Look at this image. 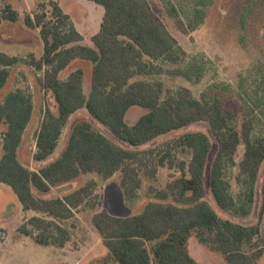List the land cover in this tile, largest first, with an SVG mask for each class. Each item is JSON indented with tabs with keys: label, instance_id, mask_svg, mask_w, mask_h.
Here are the masks:
<instances>
[{
	"label": "trees",
	"instance_id": "1",
	"mask_svg": "<svg viewBox=\"0 0 264 264\" xmlns=\"http://www.w3.org/2000/svg\"><path fill=\"white\" fill-rule=\"evenodd\" d=\"M89 1L104 8L100 30L92 37L93 47L81 44L83 35L55 0L47 1L50 12L42 3L40 12L35 10L24 17L27 27L38 29L43 43L42 57H33L31 63L43 72L42 89L51 93L58 106L57 113L50 109L44 112L33 159L45 161L55 153L70 117L81 109H86L116 139L133 148L82 122L73 127L66 147L57 158L37 171L30 170L19 159V147L32 116L33 102L22 89L9 92L0 103V124L6 126L0 132V183L12 189L23 211H38L49 217L47 220L33 216L28 220L32 228L21 226L19 230L39 245L64 247L71 233L56 221L72 218L93 194L96 181L50 199L36 197L33 188L46 193L81 175L95 173L109 179L120 171L125 200L132 201L138 197L143 180L155 175L158 167L168 165L178 168L180 176L158 192L161 201L148 202L135 215L115 216L102 209L92 216L93 226L108 249L109 263L198 264L188 250L189 240L195 234L207 248L222 253L227 264H257L263 248L254 250L253 246L264 234L260 223L243 225L224 219L204 197L208 181L220 208L242 216L250 214L264 162V136H253V124L249 120L239 131L236 114L219 99L207 101L174 95L163 99L160 85L131 81L135 73L149 70L143 56L176 62L181 49L165 32L146 1ZM19 17L14 6L5 3L1 19L16 23ZM77 60L92 64L88 95L84 91L83 68L67 72ZM20 62L19 57L0 51V88L10 76L9 68ZM135 106L146 113L131 125L126 115ZM197 122L208 124L218 146L208 178L213 147L211 138L204 132H186L148 150L137 149ZM243 143L245 151L239 169L249 190L246 206L236 200L226 177L227 169L236 165L237 151ZM172 147L187 151L188 158L178 161L172 155ZM142 154L151 155L153 162ZM171 197L174 201L165 202Z\"/></svg>",
	"mask_w": 264,
	"mask_h": 264
},
{
	"label": "rangeland",
	"instance_id": "2",
	"mask_svg": "<svg viewBox=\"0 0 264 264\" xmlns=\"http://www.w3.org/2000/svg\"><path fill=\"white\" fill-rule=\"evenodd\" d=\"M48 0H0V51L17 56L21 62L9 68L10 76L0 88V103L5 96L18 89L29 95L33 102V112L24 132L19 159L30 170L37 171L41 163L33 159L36 151V135L44 112L50 109L58 112V106L51 93L42 89L40 79L43 72L32 65V58L39 59L43 55V43L38 29L25 25L26 14L42 10L40 4L45 3L50 12ZM68 13L76 29L83 35L81 44L94 46L92 37L100 30L104 8L89 0H55ZM169 37L181 49L178 61L152 60L143 56L149 64V70L142 74L135 73L131 81L144 80L161 86L163 99L169 96L195 98L212 101L219 99L224 106L236 114V125L239 131L249 120L253 124V136H264V0H144ZM13 4L19 12L16 23L2 20L1 12L5 3ZM23 42L18 44L19 42ZM84 70V91L90 92L92 64L77 60L67 72L73 69ZM2 67L0 66V70ZM146 110L132 107L126 120L134 124ZM88 122L94 128L113 139L115 142L133 148L116 139L110 131L95 120L86 109L74 113L66 124L55 153L48 159L57 158L68 143L73 127ZM6 126L0 124V132ZM201 131L209 135L212 141V153L209 156L207 178L210 163L217 150V143L205 122H197L186 128L161 136L155 141L137 147L148 150L161 143L170 142L186 132ZM245 151L244 143L238 148L236 165L226 171L231 183V191L239 204L246 206L248 187L240 175L239 163ZM2 150L0 149V157ZM172 155L178 161L188 158L187 151L172 147ZM151 155L142 157L150 158ZM154 156V155H153ZM122 172H117L110 179H104L95 173L81 175L68 184L59 185L49 192L43 193L33 188L36 197L50 199L62 196L67 192L84 186L95 180L93 194L75 211L72 218L56 221L71 233V239L64 250L42 246L33 238L21 232L20 227L32 228L28 220L33 216L49 217L38 211H23L17 196L6 184L0 183V264H111L108 261V249L92 223L94 212L109 210L113 215L130 216L140 213L151 201H161L158 192L164 191L167 185L180 176L178 168L168 165L158 167L155 175L146 177L135 200H125L122 187ZM264 162L261 165L256 186L254 203L248 216L220 208L206 181L204 199L210 203L218 215L243 225L260 223L264 229V215L261 207L264 196ZM174 201L173 198L165 202ZM94 208V209H93ZM92 209V210H91ZM261 216V217H260ZM39 231H35L38 234ZM254 250L263 248V254L257 264H264V234L253 246ZM190 256L198 264H227L224 255L212 251L202 244L195 234L189 240Z\"/></svg>",
	"mask_w": 264,
	"mask_h": 264
},
{
	"label": "crops",
	"instance_id": "3",
	"mask_svg": "<svg viewBox=\"0 0 264 264\" xmlns=\"http://www.w3.org/2000/svg\"><path fill=\"white\" fill-rule=\"evenodd\" d=\"M13 5V4H12ZM40 37V36H39ZM19 42V41H18ZM21 43H23V42H21ZM20 42L18 43V44H21ZM24 44V43H23ZM36 162H39V163H41L42 165H46L48 162H49V160L47 159V160H45V161H36ZM110 179V178H109ZM92 210V209H91ZM109 211V210H108ZM110 212V211H109ZM95 213V212H94ZM94 213H93V215H94ZM111 213V212H110ZM112 214V213H111ZM115 216H117V215H115ZM0 227H2V222L0 221ZM49 247H54V248H58V249H62V250H64L65 251V249L67 248V244L64 246V247H56V246H49ZM107 253H108V251H107Z\"/></svg>",
	"mask_w": 264,
	"mask_h": 264
}]
</instances>
